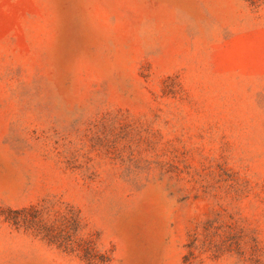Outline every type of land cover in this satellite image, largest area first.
<instances>
[{
  "label": "rangeland",
  "instance_id": "374dc122",
  "mask_svg": "<svg viewBox=\"0 0 264 264\" xmlns=\"http://www.w3.org/2000/svg\"><path fill=\"white\" fill-rule=\"evenodd\" d=\"M0 264H264V0H0Z\"/></svg>",
  "mask_w": 264,
  "mask_h": 264
}]
</instances>
